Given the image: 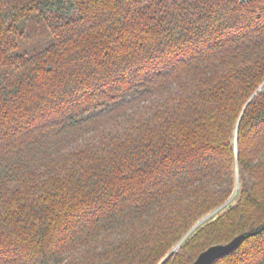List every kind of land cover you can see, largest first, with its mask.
<instances>
[{
	"label": "trees",
	"instance_id": "obj_1",
	"mask_svg": "<svg viewBox=\"0 0 264 264\" xmlns=\"http://www.w3.org/2000/svg\"><path fill=\"white\" fill-rule=\"evenodd\" d=\"M238 236L212 264H264V0H0V264Z\"/></svg>",
	"mask_w": 264,
	"mask_h": 264
},
{
	"label": "water",
	"instance_id": "obj_2",
	"mask_svg": "<svg viewBox=\"0 0 264 264\" xmlns=\"http://www.w3.org/2000/svg\"><path fill=\"white\" fill-rule=\"evenodd\" d=\"M230 200H228L227 203H229ZM226 204H224L223 206L217 208L216 210H214L213 212H211L210 214H208L207 216H205L204 218H202L199 222H197L195 224V226L186 234V236L184 237V239L196 227H198L200 224H202L203 222H205L208 218H210L211 216H213L216 212H218ZM241 237L242 236H238V237L234 238L231 242H229V243H227L225 245H215V246H211L210 248H208L207 250H205L204 252H202L192 264H212L219 257H221V256H223V255L231 252L232 250H234L237 247L239 241L241 240ZM170 254H168L159 264H162Z\"/></svg>",
	"mask_w": 264,
	"mask_h": 264
},
{
	"label": "rangeland",
	"instance_id": "obj_3",
	"mask_svg": "<svg viewBox=\"0 0 264 264\" xmlns=\"http://www.w3.org/2000/svg\"><path fill=\"white\" fill-rule=\"evenodd\" d=\"M230 202V201H229ZM221 210V209H220Z\"/></svg>",
	"mask_w": 264,
	"mask_h": 264
}]
</instances>
